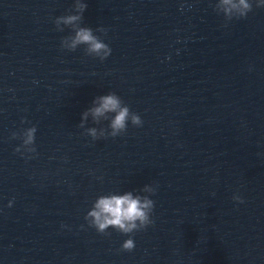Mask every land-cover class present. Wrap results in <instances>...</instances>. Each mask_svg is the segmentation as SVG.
Listing matches in <instances>:
<instances>
[{
    "label": "water",
    "instance_id": "water-1",
    "mask_svg": "<svg viewBox=\"0 0 264 264\" xmlns=\"http://www.w3.org/2000/svg\"><path fill=\"white\" fill-rule=\"evenodd\" d=\"M82 2L102 62L60 48L73 0H0V264H264V7L225 24L215 0ZM108 92L143 124L92 141L77 125ZM32 125L25 159L11 133ZM145 184L154 223L119 251L84 216Z\"/></svg>",
    "mask_w": 264,
    "mask_h": 264
},
{
    "label": "clouds",
    "instance_id": "clouds-1",
    "mask_svg": "<svg viewBox=\"0 0 264 264\" xmlns=\"http://www.w3.org/2000/svg\"><path fill=\"white\" fill-rule=\"evenodd\" d=\"M253 5L256 8H262L264 7V0H215L211 6L217 15L223 16L225 24H227L232 20L246 18L248 13L253 11ZM86 8L87 4L82 0H73L67 13L53 20L56 31L63 32L65 28L70 29L71 34L61 38L60 48L74 52L78 47L83 46L85 55L97 58L102 62L110 55L111 48L103 42L100 36L94 34L92 28L81 26ZM95 31L103 35L107 34V30L103 27H98ZM89 118L93 124L108 121L107 127H85ZM24 123L27 121L21 118V124ZM129 123L134 127H141L143 121L139 114L130 111L116 93L108 92L106 95L96 96L92 100V106L81 113L80 122L77 126L83 129V135L91 137L92 141H96L102 138H116L124 135ZM36 131V126L32 125L22 128L18 132H12L11 139L20 140V144L14 148V152L25 159L34 158L37 155ZM155 193L156 188L154 186L145 184L138 191H125L122 194L113 192L101 194L92 202L84 220L88 227L94 228L98 234L109 235L107 230L111 228L116 232L128 235L129 238L122 242L119 251L131 252L135 247L131 235L154 223L151 218L154 201L149 197ZM232 199L237 203H244L239 194H233ZM11 205L12 201L10 200L8 206L11 207ZM62 227L65 226L62 225ZM80 227L83 228L84 225Z\"/></svg>",
    "mask_w": 264,
    "mask_h": 264
}]
</instances>
